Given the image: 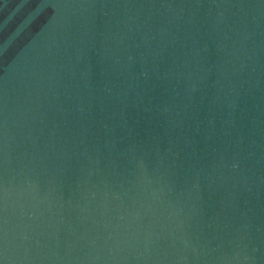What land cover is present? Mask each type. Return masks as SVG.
I'll return each instance as SVG.
<instances>
[{"label":"water","instance_id":"obj_1","mask_svg":"<svg viewBox=\"0 0 264 264\" xmlns=\"http://www.w3.org/2000/svg\"><path fill=\"white\" fill-rule=\"evenodd\" d=\"M0 264H264V0H0Z\"/></svg>","mask_w":264,"mask_h":264}]
</instances>
